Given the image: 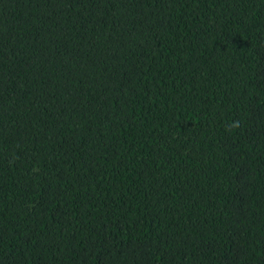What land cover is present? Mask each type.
<instances>
[{
    "label": "trees",
    "instance_id": "obj_1",
    "mask_svg": "<svg viewBox=\"0 0 264 264\" xmlns=\"http://www.w3.org/2000/svg\"><path fill=\"white\" fill-rule=\"evenodd\" d=\"M0 264H264V0H0Z\"/></svg>",
    "mask_w": 264,
    "mask_h": 264
},
{
    "label": "clouds",
    "instance_id": "obj_2",
    "mask_svg": "<svg viewBox=\"0 0 264 264\" xmlns=\"http://www.w3.org/2000/svg\"><path fill=\"white\" fill-rule=\"evenodd\" d=\"M233 128L238 127V122L232 125Z\"/></svg>",
    "mask_w": 264,
    "mask_h": 264
}]
</instances>
